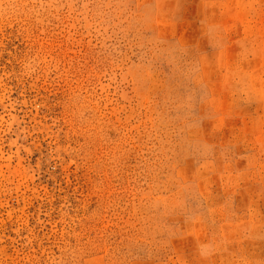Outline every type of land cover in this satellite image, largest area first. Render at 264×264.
<instances>
[{
	"label": "rangeland",
	"instance_id": "1",
	"mask_svg": "<svg viewBox=\"0 0 264 264\" xmlns=\"http://www.w3.org/2000/svg\"><path fill=\"white\" fill-rule=\"evenodd\" d=\"M0 264H264V0H0Z\"/></svg>",
	"mask_w": 264,
	"mask_h": 264
}]
</instances>
